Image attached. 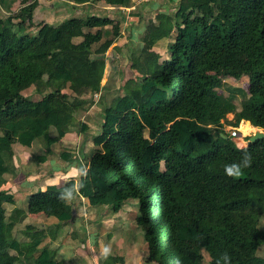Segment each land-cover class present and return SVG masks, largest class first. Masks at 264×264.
<instances>
[{"label":"trees","instance_id":"1","mask_svg":"<svg viewBox=\"0 0 264 264\" xmlns=\"http://www.w3.org/2000/svg\"><path fill=\"white\" fill-rule=\"evenodd\" d=\"M61 1L76 8L93 0ZM101 1L122 7L130 0ZM17 2L21 7L13 12ZM38 6L39 0H0L9 14L0 17V264H65L49 247L40 248L44 232L24 222L43 213L72 223L79 196L114 213L137 200L149 260L158 264L177 258L203 264V251L210 264L225 252L231 264H264V139L239 148L224 128V122L237 128L247 121L264 129V0H180L176 13H157L143 47L128 60L134 77L103 111L80 195L70 203L58 199L70 180L29 196L18 208L3 189L13 172L12 144L30 148L39 141L46 150L39 161L48 160L76 112L88 109L82 97L101 92L108 62L119 67L121 52V23L98 15L42 23L33 36L17 33L15 27L32 23ZM174 32L170 57L161 61L154 47ZM227 77L248 78L249 97L240 110L218 91ZM62 83L72 95L61 91ZM32 86L38 99L24 95ZM48 88L55 90L45 93ZM245 151L251 167L239 178L227 177L224 166L239 162ZM61 157L77 161L71 153ZM23 235L29 241L21 242Z\"/></svg>","mask_w":264,"mask_h":264},{"label":"crops","instance_id":"2","mask_svg":"<svg viewBox=\"0 0 264 264\" xmlns=\"http://www.w3.org/2000/svg\"><path fill=\"white\" fill-rule=\"evenodd\" d=\"M152 1L155 2L156 0H130L125 6L122 7H111L107 6L103 1L97 3L92 1L90 4H85L82 6L88 7L98 4L99 7L108 12L113 11V14L117 11L122 18V21H126L130 24L131 22H137V20L141 18L143 14V7H145L147 4L153 5L154 3L151 4ZM54 7L56 8V5H54ZM153 10L155 11V9ZM35 15L36 13L34 14V20ZM47 23L53 25L55 24L49 23L48 21ZM172 35L173 38L167 40L172 41L173 43L176 33H173ZM119 40H122V38L117 40L116 43L119 44L117 46L120 48H125L128 46V38H125V43L123 44H120V42H118ZM167 40H161L162 44L160 46L166 44L165 41ZM169 47L170 45H168L167 54H170ZM120 57L121 56L118 55L116 58L118 62H120ZM112 65V68L114 69L112 71H117V65ZM115 74L116 72H114V75ZM231 79L232 78L227 77L224 78L223 81H229ZM108 83L105 81L98 99L95 100L94 97L89 95L82 97L83 100L88 101V109H80L76 112V124H72L69 132L62 139V141L52 148L53 153L49 155L48 160L45 162L41 163L39 159L41 156L46 154L41 153L36 156V154L31 151V148H33L35 145V142L39 141H35L30 148L21 146L19 143L12 144L11 147L14 156L9 161V167L13 172L7 174L5 178L7 180V184L5 187H3V189H9L11 191L9 192L14 196L16 207L22 208L24 202L29 196L46 191L49 186L59 187L64 185L67 181H70L71 179L65 181L62 178V174L67 172L71 166H80L81 164L87 166L89 160L94 154L92 138L101 133L103 111L111 105L115 98L118 97L112 98L110 102H107V100L104 99L110 88L114 91L118 87L117 84H114L112 81L111 83ZM231 115L232 117L234 116L233 114ZM95 116L101 118L100 126L95 125L91 121L95 119ZM229 118L231 117H228V120L232 121ZM245 122L249 123L247 121H242V123ZM77 125H80L81 128L79 127V129L76 131L73 130V128ZM83 126L86 128H83ZM247 145L248 144L245 146ZM63 153L73 154V156L77 158V161L73 163L65 162L61 157ZM34 159H37V161L41 163L40 167L34 166L36 165ZM53 180L57 182L54 184L49 183ZM130 200L132 201L133 199H129V201ZM76 201L77 214L73 222L69 224H60L56 218L47 217L43 213L28 215V221H25L24 224L26 226L30 225V229H40L44 232L45 238L40 248L45 246L49 247L51 255H54L58 261H63L65 264H94L93 257H98L100 255L103 245L110 244L112 249L111 255L106 260L100 259L99 264H133L127 254H129L131 251L135 252V248L141 250L145 246L142 254H139L138 256L139 261L137 263L135 261V263L158 264L155 261L149 260L148 244L141 235L142 231L139 230V225L136 220L138 217L137 214L132 211V208L130 210L126 209L127 214H130V220L128 222H124L123 218L127 216V214H125L124 217H122L124 207L120 210V212L114 213L112 210L108 209V207L103 206L101 209L92 207L88 199L81 196H79ZM124 205H126V203ZM87 206L90 208L87 209ZM103 210H105L103 212L104 214H100L99 212ZM132 212L135 213L136 216L133 215ZM85 220L86 222L88 220L91 221V223L86 224L88 225L87 227L85 226ZM117 220H121L122 227H120V229H118V225L112 226L110 231L108 230V227H105L108 226L107 224L110 221L115 223ZM129 227L131 228V231L128 230ZM131 232H135L137 240L139 241L138 243L137 240H133ZM104 233L108 234L107 241L103 240L102 236L105 235ZM70 234H73L75 237L70 236ZM81 234L84 236L82 237ZM52 235H54L55 238ZM21 237L26 238L24 235ZM22 240L21 242L29 241L28 238H26L25 241ZM90 240L91 243H89ZM83 243H86L87 245ZM119 247L123 249L124 253L120 252L118 254L124 255H116V249H119ZM129 250L131 251L129 252Z\"/></svg>","mask_w":264,"mask_h":264},{"label":"rangeland","instance_id":"3","mask_svg":"<svg viewBox=\"0 0 264 264\" xmlns=\"http://www.w3.org/2000/svg\"><path fill=\"white\" fill-rule=\"evenodd\" d=\"M93 1L95 3H97V2H100L101 0H93ZM146 1H148V0H146ZM179 1L180 0H176L175 2H170L169 0H156L155 2L152 1L151 4L154 3L153 5L147 4L145 7H143V10H142L143 14H142L141 18L139 20H137V22H131L129 24L126 21H122V18L120 17L119 12L116 11L113 14V11L108 12V11L104 10L103 8L99 7L98 4H94L95 6L91 5L88 7L87 6L84 7L81 5V6H77L75 8L74 6H71V7L67 6V4L61 0H39V6L36 9L37 12L35 11V13H36L35 20L33 19L32 23H25L23 25V27H21V26L15 27V31L17 33H20V34L23 33V34H29V35L33 36V35L37 34L38 27L40 24L45 23V22L47 23V21H48L49 23H55L54 25H58V24H61L63 21H65V20H67L73 16L87 17L89 15H98L99 17H107V18L113 19L116 22H120L123 33L121 34V37H120V38H122V40H119L118 42H120V44L121 43L123 44V43H125V38H128L129 43H128V46H126L125 48H120L118 46L121 49V52L119 53V55L121 57L119 59L120 60V62L118 64L119 67L116 68L117 71H112V70H114L112 68L113 65L110 62H108L105 77H104L102 83L104 85L105 81H106V83H108V82L111 83V81H112L114 84H117V86H118L114 91L110 88L108 90V94H106V96L104 97V99L107 100V102H110L112 100V98L120 96L123 93V91L120 90V86L123 85L125 83V81H127L129 78L134 77V74L130 70V67H129L130 63L128 60L130 58L131 53H133V52L138 53L141 50V48L143 47L142 37L145 33L146 26L148 25V22L150 21V19L155 20V17L157 15V13H159V12H165L168 14L176 13V11H177L176 9L178 7ZM54 5H56V8L54 7ZM20 7H21V4L19 2H17L13 6V12H18ZM153 9H155V11ZM8 16H9V14L0 8V17L6 18ZM172 38L173 37H170L168 39H172ZM164 40H167V39H164ZM165 43L166 44H163L162 46H160L162 44L160 41L154 47V50L156 52L158 51L157 53L160 54L161 61L167 60L170 57V54L169 53L167 54V49H168V45H170L172 43V41L167 40V41H165ZM117 45H119V44L116 43V46ZM114 72H116L115 75H114ZM60 88H61V91L63 93L68 94V95H72V93L69 89V86L67 84L62 83ZM244 89H246V90H244ZM248 89H249V82H248L247 77H243L239 81H235L233 79H231L229 81H223L220 84V86L218 87L219 93L222 96H224L229 102L234 103L239 110L241 109L242 102L245 101L246 99H248V97H249ZM54 90H55L54 88H48L45 93H48V92L54 91ZM24 95L28 96V97H33L34 99L39 98V95L36 93V89L34 86H32L31 88L26 90L24 92ZM228 117H231V118H229L230 120H233V118H234V116L232 117V115H229ZM91 121L97 126H100V124H101V118L97 117V116H95V119L91 120ZM72 124H76V120ZM241 124H242V122H241ZM241 124L238 127L240 130H241V128H240ZM79 127H80V125H77L73 128V130L76 131L79 129ZM70 128H71V126H70ZM224 128H225L226 133L228 135H230L229 134L230 130H232V128H235V127H231L228 124V122H224ZM55 132L56 131L52 128L50 131V134L54 137L56 135ZM52 133H54V134H52ZM241 133H242V131H241ZM250 137H251V135H249L247 137V139L244 140L245 142L243 140H241L242 137L236 138L235 141L238 144L243 142L244 146H245L246 144L249 143ZM231 139H232V141H234L233 138H231ZM15 143L17 144V142H14V144ZM55 145L56 144H54L52 147H54ZM31 149H32L31 151H33L36 154V156L38 154H41V153L46 154L45 148H43L39 142H35V145ZM34 161L36 163V165H34L35 167L41 166V163L39 161H37V159H34ZM6 207H7V215H10L11 206L7 205ZM92 207H94L96 209L103 208V206H92ZM104 207H106V206H104ZM123 207H124V209H123L122 217H124V215L127 214L126 209L130 210L131 208H132V211L137 214V217L141 216L140 204L137 200H132V201L130 200L129 202H126V205H124ZM89 208L90 207L87 206V209H89ZM108 209H110V208H108ZM104 211L105 210L100 211L99 213L104 214L103 213ZM133 212H132V214L136 216V214ZM90 214H93V213H90ZM129 217H130V214H127V216H125L123 218V221L128 222L130 220ZM136 220L138 222V219H136ZM88 223H91V221L88 220L86 222V220H85V226L86 227L88 226V225H86ZM107 225L108 226H105V227H108L109 231L112 228V226H115V225H118V229H120V227H122L121 220H117L115 223H112V221H110ZM138 225H139V223H138ZM138 227H139V230L142 231L141 235L144 237V239L146 240V243L148 244L147 238H146V231H144V229L141 225H139ZM260 228L264 230V218L260 222ZM128 230L131 231V228L129 227ZM104 234L105 235L102 236L103 240L107 241L108 234L107 233H104ZM81 235H82V237L84 236L83 234H81ZM131 235H132L133 240H137V236H136L135 232H133V233L131 232ZM70 236L75 237L73 234H70ZM20 238H21V240L23 239L22 241H25L27 237L25 238V237L20 236ZM138 242L139 241L137 240V243ZM83 244H86V243H83ZM144 249H145V246L141 250L135 248V250H134L135 252L129 250V252L130 251L131 252L127 255L130 257L131 262H133V264H136L139 261L138 256H139V254H142V251ZM120 252L124 253L123 249H121L119 247V249H116V255ZM118 255H124V254H118ZM203 255H204L203 264H210L211 258L209 257L207 252L203 251ZM135 261H136V263H135Z\"/></svg>","mask_w":264,"mask_h":264},{"label":"clouds","instance_id":"4","mask_svg":"<svg viewBox=\"0 0 264 264\" xmlns=\"http://www.w3.org/2000/svg\"><path fill=\"white\" fill-rule=\"evenodd\" d=\"M100 94V93H99ZM238 128V127H237ZM261 133H264V129L259 130ZM255 133H253L254 135ZM230 136V135H229ZM248 136L242 137L243 140L247 139ZM241 138V136H240ZM235 141V139H233ZM236 145L239 148H245L247 146H243L241 144H238L235 141ZM252 158L249 153L246 151L244 152V155L240 158L239 162H234L231 164H226L224 166V172L225 175L229 178H239L241 175H243V170L246 168L251 167ZM88 167L84 164H81L80 166L73 165L71 166L67 172L62 174V178L67 181L69 179L73 180L74 182L71 184L70 187L64 188L59 196L58 199L65 202L70 203L73 201L78 195H80L81 188L84 187L82 183V178H86L88 174ZM57 181L53 180L49 183H56ZM91 243V240L89 241ZM112 253L111 245L105 244L103 245L100 255L98 257H93L94 264H99L100 259H107ZM221 261L224 262V264H231V257L225 252L217 261L216 264H221ZM174 264H181V261L179 258H177L174 262Z\"/></svg>","mask_w":264,"mask_h":264},{"label":"bare ground","instance_id":"5","mask_svg":"<svg viewBox=\"0 0 264 264\" xmlns=\"http://www.w3.org/2000/svg\"><path fill=\"white\" fill-rule=\"evenodd\" d=\"M240 128H241V130H239V129L238 130L240 131V133H241V131L243 133V134L241 133L242 134L241 137H246V136L252 135L253 133L256 134L260 130L256 127L251 126L250 123H246V122L242 123ZM241 140H243V139L241 138ZM242 143L243 142H241L240 144L244 146V143L243 144Z\"/></svg>","mask_w":264,"mask_h":264},{"label":"water","instance_id":"6","mask_svg":"<svg viewBox=\"0 0 264 264\" xmlns=\"http://www.w3.org/2000/svg\"><path fill=\"white\" fill-rule=\"evenodd\" d=\"M115 54H116V51L113 50L112 56H115ZM223 138L228 139V137L226 135H223ZM262 139H264V133H261L260 131H258L255 135L250 137L249 143H254V142H256L258 140H262Z\"/></svg>","mask_w":264,"mask_h":264},{"label":"built area","instance_id":"7","mask_svg":"<svg viewBox=\"0 0 264 264\" xmlns=\"http://www.w3.org/2000/svg\"><path fill=\"white\" fill-rule=\"evenodd\" d=\"M98 97H99V94H96L94 96V99L96 100V99H98ZM229 134H230V137L233 139L240 138V136H241V133L238 130V128H232V130H230Z\"/></svg>","mask_w":264,"mask_h":264}]
</instances>
